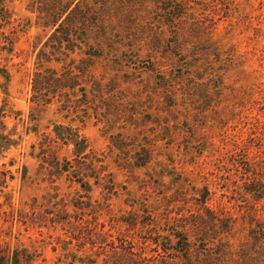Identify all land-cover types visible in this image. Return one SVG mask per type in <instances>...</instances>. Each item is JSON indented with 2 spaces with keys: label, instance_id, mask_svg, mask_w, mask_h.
<instances>
[{
  "label": "rangeland",
  "instance_id": "1",
  "mask_svg": "<svg viewBox=\"0 0 264 264\" xmlns=\"http://www.w3.org/2000/svg\"><path fill=\"white\" fill-rule=\"evenodd\" d=\"M63 21L70 42L50 41ZM59 46L73 53L41 55ZM71 59L86 70L85 93L33 100L35 71ZM59 125L77 130L99 161L98 184L84 179L88 193L71 176L46 173L42 147L72 159L71 145L53 143ZM143 149L150 158L138 166ZM243 156L264 164V0L1 4L0 264L16 255L19 264L96 258L95 222L108 226L113 215L138 220L133 230L118 225L138 254L148 214L162 227L206 209L230 224L212 240L235 252L227 264H264V245L249 237L251 218L264 221V200L253 206L235 190Z\"/></svg>",
  "mask_w": 264,
  "mask_h": 264
},
{
  "label": "trees",
  "instance_id": "2",
  "mask_svg": "<svg viewBox=\"0 0 264 264\" xmlns=\"http://www.w3.org/2000/svg\"><path fill=\"white\" fill-rule=\"evenodd\" d=\"M5 0H0V6ZM173 18V19H172ZM170 18L167 22L171 25L175 24L174 17ZM69 19L68 17L66 20ZM57 19L54 22L56 26ZM64 21L60 23L50 37V41L56 43L70 42L69 30H65ZM59 44V45H60ZM47 48V44L44 46ZM48 54L42 53V56H65L69 57L68 51L72 50L59 46L57 49L52 48ZM62 59H55V62H60ZM74 61H70L68 66H63L60 70H47L41 72L35 71L32 81V99L41 101L43 105L49 104L57 94L64 97L75 95V91L85 93L82 86V78L85 75V68L83 66H74ZM54 133L57 140L62 141L64 146H72L71 151L72 159L67 158L59 159L56 154L52 153V157H48L46 148H41L40 156L42 163L47 165L46 173L61 178L62 176H71L76 179L80 188L88 193L90 185L85 182L86 178H93L95 184L101 180L98 170L95 165L99 161L91 155L93 152L89 149L86 139L79 135L77 130L65 128L61 125L54 128ZM12 144V143H10ZM48 146V145H46ZM145 157L138 166H144L148 163L150 153L148 149H143ZM87 151V152H86ZM240 176L237 177L241 183L235 185V190L239 191L241 199H245L246 203L251 202L256 205L264 200V164L242 157L240 161ZM87 171L94 173L86 174ZM112 184V181H110ZM203 206L206 202V197L202 196L200 201ZM251 204V205H252ZM75 207H77L75 205ZM93 210L100 211V209L92 208ZM256 210V209H255ZM254 211V210H252ZM147 214V210L143 211ZM217 213L206 209L205 216L200 214H189L182 220H178L171 226L164 224L162 227L155 223L151 215H147V220L140 225V238L143 241L141 252L133 253V243L129 242L127 236L118 229L120 223L124 224L129 230L136 229L138 220L136 218L118 217L117 215L111 216L108 226L106 224H98L95 222V233L90 236L92 248H96L98 253L94 254L96 258L85 256L77 258L73 257V261L69 264L78 262L79 264H227L232 261L236 255L230 247L227 246L220 238L217 244L214 240L218 236L227 233L230 230V224L224 221ZM251 218L249 237L253 247L261 249L264 245V221H254ZM178 222V223H177ZM81 233V232H80ZM165 233L166 235H163ZM190 236L195 237L200 243L193 242ZM149 247H155L156 251L163 253L175 252L177 257L172 259L147 255ZM14 263L19 264L18 255L14 256ZM77 258V259H76ZM102 258V259H100Z\"/></svg>",
  "mask_w": 264,
  "mask_h": 264
}]
</instances>
